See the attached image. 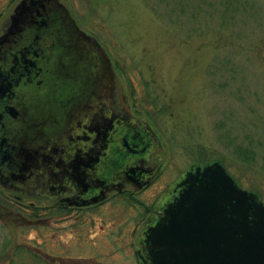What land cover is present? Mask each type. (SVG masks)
I'll use <instances>...</instances> for the list:
<instances>
[{"label":"water","instance_id":"water-1","mask_svg":"<svg viewBox=\"0 0 264 264\" xmlns=\"http://www.w3.org/2000/svg\"><path fill=\"white\" fill-rule=\"evenodd\" d=\"M1 26L0 181L82 203L141 171L136 152H152L158 134L129 110L109 52L68 5L18 0ZM136 254L139 264H264V199L222 158L192 161L143 223Z\"/></svg>","mask_w":264,"mask_h":264},{"label":"rangeland","instance_id":"rangeland-1","mask_svg":"<svg viewBox=\"0 0 264 264\" xmlns=\"http://www.w3.org/2000/svg\"><path fill=\"white\" fill-rule=\"evenodd\" d=\"M5 1L0 25L18 0ZM63 1L110 53L129 110L161 141L152 157L161 167L139 192L148 206L192 161L221 156L264 199V0ZM238 145L253 156L242 159ZM8 194L0 188V264H139L128 202L47 216L48 200L28 193L16 207L40 208L26 219L3 211Z\"/></svg>","mask_w":264,"mask_h":264},{"label":"flooded vegetation","instance_id":"flooded-vegetation-1","mask_svg":"<svg viewBox=\"0 0 264 264\" xmlns=\"http://www.w3.org/2000/svg\"><path fill=\"white\" fill-rule=\"evenodd\" d=\"M4 25L6 26L7 24H4ZM0 31H3L2 26L0 28ZM109 55H110V53H109ZM112 62H113L114 68L116 69L113 59H112ZM116 71H117V69H116ZM136 116H138V115H136ZM140 117H142V116H140ZM153 151L147 155L142 154L140 151L136 152L138 158H135L136 159L135 165L138 164V166L141 168V171L140 170L135 171L133 173V176L136 177V179H138V180L144 179V178L147 179L146 177H148V179L144 180L143 183L136 182V180L134 178H132L133 176L129 177V176L125 175L121 179V183H122L121 186H119V187L111 186L110 188H108L106 190V194L103 197L98 198V199L93 200V201L82 202V203L71 201V202H68L67 204H65L59 200V198H60L59 196L54 195L55 196L54 197L52 194H49V193L48 194H45V193L39 194L38 193V195H40L43 198L48 200V203H46V210H43V212L46 213L45 215H47V212L51 211V209H55V211H57V213L59 215L61 214L60 215V217H61V216H69L70 214H73V213L78 214L77 211L79 209H84V208H89V207L92 208V207H95L96 205H101L103 203H107V204L114 203V204H111L114 206L115 203H118V202H122L125 204L128 202L129 207H131V206L134 207V209H133L134 211H132V212H134V214H135L134 215L135 219H134V216H131V219H132L131 224H133L131 226V229H132V231H134V229H136L137 233L135 234V237H134L135 239L134 240L132 239L131 241H133L132 242L133 250H134V253H136V247L139 244V231H140L143 223L145 222V220L148 218L147 216H149L152 213L153 209L155 208V206L158 202V201H155V203L152 206H148V201L146 199H144V197L141 198L139 195V192L142 191L146 186L150 185L151 181H153L155 179V176L157 175V173L161 167L160 166L161 162H162L161 158L153 161V159H152V157L154 156ZM159 161H161L160 164L158 163ZM150 172H152L151 176H149ZM15 182H17V181H15ZM0 188H3V189L6 188L7 190H9L12 193V194H8V195H3L4 199H7L8 201H10L12 203L10 205V207L5 208L3 211L5 213L8 212V213L15 214V216L17 214V215H20L21 217H25L26 219H31L32 216L28 213V212H30L29 209H28L29 211L27 212L28 214L23 213L20 211L19 207H16V205H19L20 202H22L20 198H23L25 195H28V193H30L29 195L38 196V195H35L37 193L28 192L25 188H21V187H7L4 185V183L2 181H0ZM73 192L74 193L77 192L76 187L69 188V189L67 188L66 190H64L62 192V195H64V194L65 195H72ZM30 201L33 202L34 200H30ZM71 208H74V209H71ZM147 209H148L150 214L148 213L149 215L146 214L143 217L144 214H143L142 210L146 211ZM87 210H89V209H87ZM47 216H49V215H47ZM38 217H40V216H38ZM45 219H47V217H45ZM138 219L140 222H138ZM122 227L123 226H120L119 228H122Z\"/></svg>","mask_w":264,"mask_h":264},{"label":"trees","instance_id":"trees-1","mask_svg":"<svg viewBox=\"0 0 264 264\" xmlns=\"http://www.w3.org/2000/svg\"><path fill=\"white\" fill-rule=\"evenodd\" d=\"M12 0H7L5 1V4L3 5V8L5 7V5L8 6V4L11 2ZM262 142V141H261ZM263 144V143H262ZM239 154H240V157L242 159H245L246 161L253 156L254 152H255V147H250L249 145H245V146H241V145H238V147H236L235 149ZM222 158H224V156H221ZM2 205L3 207L7 208V207H10V205L12 204L10 201H8L7 199H3L1 200ZM22 204V203H21ZM21 206H24L21 207L20 209L22 210L23 213H27L29 210L30 212H28L31 216L35 213H39L38 212V209L40 208L39 206L40 205H36L35 203H29V204H22ZM29 209V210H28ZM20 210V211H21ZM27 213V214H28Z\"/></svg>","mask_w":264,"mask_h":264}]
</instances>
